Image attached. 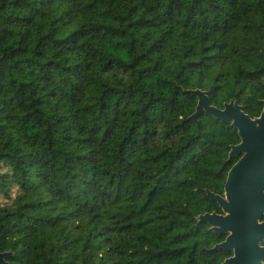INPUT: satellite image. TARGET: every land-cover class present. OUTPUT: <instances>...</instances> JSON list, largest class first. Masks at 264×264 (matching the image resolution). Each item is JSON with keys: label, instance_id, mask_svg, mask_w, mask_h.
Here are the masks:
<instances>
[{"label": "trees", "instance_id": "trees-1", "mask_svg": "<svg viewBox=\"0 0 264 264\" xmlns=\"http://www.w3.org/2000/svg\"><path fill=\"white\" fill-rule=\"evenodd\" d=\"M263 110L264 0H0V252L221 264L231 123ZM25 261L24 263H21Z\"/></svg>", "mask_w": 264, "mask_h": 264}, {"label": "water", "instance_id": "water-1", "mask_svg": "<svg viewBox=\"0 0 264 264\" xmlns=\"http://www.w3.org/2000/svg\"><path fill=\"white\" fill-rule=\"evenodd\" d=\"M198 96L193 118L203 110L238 130L241 141L232 145L229 160L239 159L230 167L224 193L207 190L222 212H207L198 221L208 223L210 231L225 234L214 250H230L233 254L221 264H264V100L263 110L251 117L238 101L226 102L222 108L210 103L205 91L190 90ZM12 252H0V264Z\"/></svg>", "mask_w": 264, "mask_h": 264}, {"label": "flooded vegetation", "instance_id": "flooded-vegetation-1", "mask_svg": "<svg viewBox=\"0 0 264 264\" xmlns=\"http://www.w3.org/2000/svg\"><path fill=\"white\" fill-rule=\"evenodd\" d=\"M11 252V251H9ZM233 254V252H232ZM231 256V255H230ZM9 256L5 257L4 261L1 264H14L15 261H12L8 258ZM25 261H22L21 263H24Z\"/></svg>", "mask_w": 264, "mask_h": 264}]
</instances>
